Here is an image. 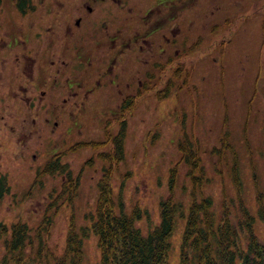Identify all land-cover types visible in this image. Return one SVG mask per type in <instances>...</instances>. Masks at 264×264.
<instances>
[{"label":"rangeland","instance_id":"rangeland-1","mask_svg":"<svg viewBox=\"0 0 264 264\" xmlns=\"http://www.w3.org/2000/svg\"><path fill=\"white\" fill-rule=\"evenodd\" d=\"M4 1L0 13V178L7 176L12 189L0 202V223L8 226L9 232L19 222L33 228L35 246L33 250L30 245L26 247L27 255L36 257V228L48 213L55 214L47 240L50 248L57 245L58 253H64L73 219L79 234L90 229L83 239V264L100 262L98 236L91 227L98 209V185L106 171L111 174L112 199L117 208L123 202L127 212L134 205L144 210V217L137 221L144 234L159 221L160 199L172 190L175 201L188 210L194 184L186 175L188 167L181 161L179 149L186 133L201 142L209 181L203 179L199 188L212 197L216 213L222 212L224 194L236 197L238 171L243 199L256 214L257 191H264V0H184L191 3L184 11L188 21L175 36L173 24L177 21L181 27L180 17L171 22L166 18L167 9L161 10L164 5L158 6V0H153V36L149 38L153 52L150 55L147 47L139 56L146 63L129 58L132 50H128L121 78L104 79L99 85L106 76L95 82L97 71L71 89L69 81L93 65L89 64L95 62L91 58L101 47L81 43L83 61L76 62L62 51L56 37H72L81 30L66 29L63 35L64 29L56 24L55 34L48 29L53 17L43 8L34 15L14 14L20 42L8 49L12 35L6 15L12 12L8 0ZM135 1H141L144 12L150 7L151 0ZM51 10L55 12L56 7ZM108 12L109 21L111 16H121L116 5ZM31 27L39 34L26 33ZM108 30L112 32V23ZM107 45L103 43L104 57ZM178 48L183 56L178 55ZM152 59L151 83L139 87L137 80H143L142 84L148 80ZM178 64L181 68L176 73ZM116 72L118 64L110 75ZM40 73L45 74L43 79H39ZM136 89L141 93L133 99L134 108L114 115L122 98ZM175 109L182 113L172 115ZM179 114L187 116L186 128L178 124ZM122 121L128 122V129L120 161L113 157L106 130L118 134ZM53 155L63 156L73 178L81 176L73 203L68 201L69 193L62 194V175L42 174L36 182L38 172ZM176 165L179 174L171 189L170 172ZM184 225L185 219L178 216L169 264H180ZM255 228L264 239V222L257 219ZM5 236L0 237V258L6 254ZM52 257L45 254L46 259Z\"/></svg>","mask_w":264,"mask_h":264},{"label":"trees","instance_id":"trees-1","mask_svg":"<svg viewBox=\"0 0 264 264\" xmlns=\"http://www.w3.org/2000/svg\"><path fill=\"white\" fill-rule=\"evenodd\" d=\"M22 2L19 7L25 15L31 1ZM119 147L121 149V144ZM67 169L57 158L50 161L45 172L59 171L71 177V172ZM109 184L107 180L101 183L97 218L92 224L101 250V260L97 264H169L168 254L175 215L181 209L175 207L171 198L162 201L160 223L143 234L135 223L142 217L141 210L136 208L130 215L126 214L124 204L121 203V212L116 213ZM76 187L77 185L74 186ZM9 192L10 185L6 177L0 178V201ZM226 201L218 216L211 209L210 198L193 203L181 244L180 264H264V240L253 230V217L246 220V214L241 209L234 215L230 206L232 202L228 204ZM260 215L264 219V207ZM52 223L53 218L46 214L37 228L36 237L40 241L36 256H42V252L46 250L48 256H53L56 264H83V238L75 232L74 224L71 225L65 253L53 255L54 250L43 240V235H50ZM0 228V235L8 233L6 225L0 223ZM30 231L28 225L22 222L12 225L11 235L5 240L6 255L0 258V264H8L10 261L26 264L28 257H25V248L28 244H34ZM87 234L88 231H83V236ZM37 264L42 263L39 261Z\"/></svg>","mask_w":264,"mask_h":264},{"label":"flooded vegetation","instance_id":"flooded-vegetation-1","mask_svg":"<svg viewBox=\"0 0 264 264\" xmlns=\"http://www.w3.org/2000/svg\"><path fill=\"white\" fill-rule=\"evenodd\" d=\"M20 1V0H19ZM40 2V1H39ZM65 0H48L44 1L47 3V9L51 10L55 7L63 8ZM11 0L7 1V4L10 6ZM71 10L64 12V16L61 15V12H58V16L54 17L51 21L52 26H49L48 29H53L56 34V24H58L59 29L63 30V35L66 34V29L71 31L73 28L79 29L86 33L89 36H95L94 40H98L99 38L107 40L106 44H108V57L112 62H118V77H120V73L124 71V56L127 48L132 47L131 41H134L132 51L133 57L139 61V56L143 49V44L141 43L140 31L134 32L132 37L126 39V26H125V18L119 17L117 22V27L113 32L114 34H109L105 32L103 26L106 25L107 15L109 14L108 9L112 10L114 4H118L119 7L125 10L128 7L129 11L133 10V5L130 0H74L70 1ZM185 3L182 2V6L184 8ZM8 6V8H9ZM149 14L153 17V7L149 9ZM185 18V17H183ZM101 25V26H99ZM178 27H175L177 29ZM12 38L8 43V49L12 48L13 41V29L9 28ZM102 30V31H101ZM81 31L73 32L74 35L71 39L67 40L57 37V40L60 41V46L63 51L67 54L73 49L75 55H78V50L76 49V41L81 40L83 38ZM53 32V34H54ZM60 38V39H59ZM146 41V39H145ZM68 42L70 45H68ZM109 68V66L107 65ZM136 95V93H135ZM186 151L185 157L187 158V162L189 163L190 169L195 170L200 168V171L203 173L202 159L199 155L195 154L194 151L190 147H185ZM189 175V173H188ZM193 181L196 180L194 176H192ZM238 183V182H237ZM194 186L196 183H193ZM247 219L249 218L248 212H246Z\"/></svg>","mask_w":264,"mask_h":264}]
</instances>
